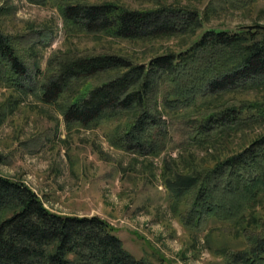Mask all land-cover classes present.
<instances>
[{
  "label": "trees",
  "instance_id": "16d2710c",
  "mask_svg": "<svg viewBox=\"0 0 264 264\" xmlns=\"http://www.w3.org/2000/svg\"><path fill=\"white\" fill-rule=\"evenodd\" d=\"M55 2L70 34L149 41L197 32L204 21L177 6ZM17 38L0 27V85L55 106L67 128L116 120L111 147L136 157L166 150L167 117L180 112L188 115L183 130L199 146L223 145L242 129L264 124V99L224 102L264 89V25L208 29L185 49L146 63L115 53L54 54L45 74L22 58ZM99 74L109 77L95 86L85 82ZM165 188L173 202L184 204L181 220L189 230L209 220L236 228L243 247L217 249L224 264H264V132L210 167L168 177ZM0 264L152 263L130 254L106 220L51 212L25 183L0 176Z\"/></svg>",
  "mask_w": 264,
  "mask_h": 264
},
{
  "label": "rangeland",
  "instance_id": "374dc122",
  "mask_svg": "<svg viewBox=\"0 0 264 264\" xmlns=\"http://www.w3.org/2000/svg\"><path fill=\"white\" fill-rule=\"evenodd\" d=\"M55 1L37 5L29 0H0L2 31L18 37L22 58L41 74L54 54L115 53L146 63L154 56L185 49L208 29L264 25V0H69L114 2L131 10L177 6L204 18L201 29L186 35L119 40L101 34H70ZM108 77L99 74L85 82L95 86ZM263 99L264 89L228 96L224 102ZM187 117L183 112L167 117L171 140L166 150L155 158H140L111 147L108 138L116 120L67 128L55 106L0 85V176L25 183L51 212L106 220L137 259L152 264H224L217 249L243 247L236 228L216 220L194 231L186 228L181 220L186 208L173 202L165 179L210 167L264 132V124L242 129L223 145L199 146L183 130ZM260 213L264 216V204Z\"/></svg>",
  "mask_w": 264,
  "mask_h": 264
}]
</instances>
